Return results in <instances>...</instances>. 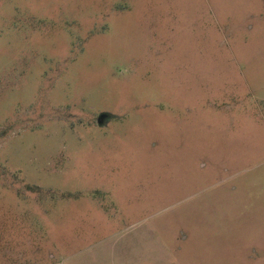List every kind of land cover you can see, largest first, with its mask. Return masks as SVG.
Segmentation results:
<instances>
[{
	"label": "rangeland",
	"instance_id": "obj_1",
	"mask_svg": "<svg viewBox=\"0 0 264 264\" xmlns=\"http://www.w3.org/2000/svg\"><path fill=\"white\" fill-rule=\"evenodd\" d=\"M57 262L264 264V0H0V264Z\"/></svg>",
	"mask_w": 264,
	"mask_h": 264
},
{
	"label": "water",
	"instance_id": "obj_2",
	"mask_svg": "<svg viewBox=\"0 0 264 264\" xmlns=\"http://www.w3.org/2000/svg\"><path fill=\"white\" fill-rule=\"evenodd\" d=\"M107 117V115H100L99 117H98V120H97V123L99 124V125H102L103 124V122H104V119Z\"/></svg>",
	"mask_w": 264,
	"mask_h": 264
},
{
	"label": "crops",
	"instance_id": "obj_3",
	"mask_svg": "<svg viewBox=\"0 0 264 264\" xmlns=\"http://www.w3.org/2000/svg\"><path fill=\"white\" fill-rule=\"evenodd\" d=\"M56 264H67L66 262L65 263H62V262H57Z\"/></svg>",
	"mask_w": 264,
	"mask_h": 264
}]
</instances>
